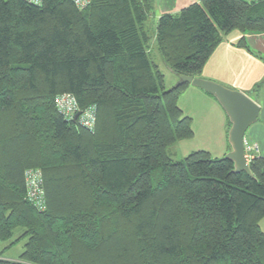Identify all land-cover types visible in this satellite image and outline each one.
Listing matches in <instances>:
<instances>
[{
	"label": "trees",
	"instance_id": "1",
	"mask_svg": "<svg viewBox=\"0 0 264 264\" xmlns=\"http://www.w3.org/2000/svg\"><path fill=\"white\" fill-rule=\"evenodd\" d=\"M152 12V0H0V242L19 229L8 248L25 241L0 264H264V159L249 178L205 151L168 155L193 137L178 106L189 85L164 90ZM232 31L264 33V0H200L160 16L154 38L173 75L200 78ZM62 94L95 107L93 132L57 113ZM28 169L43 180L41 213Z\"/></svg>",
	"mask_w": 264,
	"mask_h": 264
},
{
	"label": "crops",
	"instance_id": "2",
	"mask_svg": "<svg viewBox=\"0 0 264 264\" xmlns=\"http://www.w3.org/2000/svg\"><path fill=\"white\" fill-rule=\"evenodd\" d=\"M199 1L200 0H168L164 3V7L159 10L160 14H157L155 18L158 20V18L164 14H177L184 7ZM243 1L249 3L256 0ZM156 7L157 4H154L153 10H155ZM241 40L244 41L246 48L238 46ZM200 79L212 81L228 89L239 91L247 95L257 104L259 108L257 122L248 128L244 140L249 145H257L258 154L256 156L254 155L255 158L261 157L264 159V86L258 93L257 98L250 95L255 85L264 80V33L243 34L238 31H232L227 34L223 42L215 48L206 61ZM177 81L178 79L175 76V82ZM200 91L202 93H200ZM184 93L187 94V96L193 93H197L198 95L205 94L206 96L203 95V99L211 98V95L191 86H189ZM183 97L178 100L181 111L182 105H185V102L183 103ZM213 100L216 102L215 99ZM216 104L219 109L217 115L221 126V135L218 140H216L214 134L206 138L198 132V126L194 127V116H188L191 118L193 136L199 134L202 138V141L199 142L200 150L208 152L212 158L220 159L230 152V146L227 140L230 124L221 107L217 102ZM182 112L183 114L185 113L184 111ZM198 116L199 115H197V118ZM202 121L204 124L207 123L205 118H203ZM212 138H215V140L211 141Z\"/></svg>",
	"mask_w": 264,
	"mask_h": 264
},
{
	"label": "rangeland",
	"instance_id": "3",
	"mask_svg": "<svg viewBox=\"0 0 264 264\" xmlns=\"http://www.w3.org/2000/svg\"><path fill=\"white\" fill-rule=\"evenodd\" d=\"M152 1H153V6L154 4H157V7L155 8V10H153L152 15L148 18L146 22V30L150 38L148 45L149 58L151 62H153V64L158 68L159 72L163 75L164 90L168 91L171 88L175 87L177 82H175V75L171 73V71L167 68L161 56L159 55L157 50V44L154 38L156 32V23H157V19L155 17L157 16V14H160L159 10H161V8L164 7V3L168 0H152ZM200 93L202 92L200 91ZM203 95L205 94L198 95L197 93H193L187 96V94L183 93L180 96V98L183 97V103L185 102V105H182V111L185 112L184 115L188 118H190V116L188 115H191V117L194 116L193 117L194 127L198 126L197 129L198 132H200L206 138L214 134L216 140H218L219 136L221 135L220 120L217 115V112L219 113V109L216 102H214L213 100L214 98L212 96L211 98L213 99H211L209 96H207L209 98L203 99ZM178 106L179 108L181 107L180 105ZM197 115H199L198 118ZM203 118H205V121L207 122L206 124L203 123L202 121ZM215 138H212L211 141H214ZM201 141L202 138L200 137L199 134L193 136L191 139L179 141L167 149L168 155L174 162L183 161L184 158L187 157L189 154L197 151H202L200 150V145H199V142ZM259 227L260 230L264 232V218L260 221ZM21 233L22 231L20 229L16 230L11 240H9L8 242H0V258L4 260H12V261L18 260L19 256L23 251V246L25 244V241L16 242L10 248H8V246L10 245L11 242L15 241V239H17L18 236L21 235Z\"/></svg>",
	"mask_w": 264,
	"mask_h": 264
},
{
	"label": "water",
	"instance_id": "4",
	"mask_svg": "<svg viewBox=\"0 0 264 264\" xmlns=\"http://www.w3.org/2000/svg\"><path fill=\"white\" fill-rule=\"evenodd\" d=\"M178 81L176 86L189 85L200 89L211 95L221 107L228 118L230 129L228 131V144L230 152L223 159L229 160L233 164L232 173H245L252 178L249 165L245 160L244 137L248 128L257 122L259 108L247 95L228 89L220 84L200 78L187 76H176ZM80 113L73 118V123Z\"/></svg>",
	"mask_w": 264,
	"mask_h": 264
},
{
	"label": "built area",
	"instance_id": "5",
	"mask_svg": "<svg viewBox=\"0 0 264 264\" xmlns=\"http://www.w3.org/2000/svg\"><path fill=\"white\" fill-rule=\"evenodd\" d=\"M28 3L39 5L41 0H25ZM74 6L82 10L86 8L90 0H72ZM54 105L57 113L67 122H73V118L77 113H80L75 124L89 132H93L96 121V109L90 106L81 111L77 105L75 98L70 94H62L55 97ZM245 160L247 164L258 154L256 144L249 145L244 140ZM26 199L30 205L39 213L45 211V199L43 191V180L40 172L28 169L24 172Z\"/></svg>",
	"mask_w": 264,
	"mask_h": 264
}]
</instances>
